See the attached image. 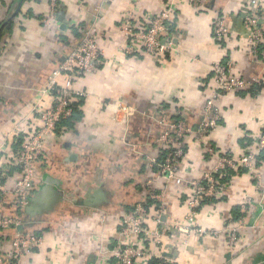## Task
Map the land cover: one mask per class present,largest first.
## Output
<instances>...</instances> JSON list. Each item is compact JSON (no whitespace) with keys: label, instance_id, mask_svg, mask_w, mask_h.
<instances>
[{"label":"crops","instance_id":"obj_1","mask_svg":"<svg viewBox=\"0 0 264 264\" xmlns=\"http://www.w3.org/2000/svg\"><path fill=\"white\" fill-rule=\"evenodd\" d=\"M54 1V19L44 23ZM196 1L197 7L188 0H0V151L31 125L39 126L34 111L51 106V81H65L64 75L53 73L84 31L94 32L100 54L97 68L72 85L86 94L83 118L73 129L63 128L42 140L35 162L41 177L33 190L35 201L22 211L12 204L5 209L6 215L21 220L23 231L43 240L40 249L12 264H105L106 251L125 246L118 222L144 201L147 182L162 194L161 221L167 228L161 244L150 246L152 258L174 264L264 262V163L253 175L233 177L225 200L201 208L198 224L215 236L172 229L187 214L190 183L216 163L217 157L208 155L211 144L217 155L239 158L256 150L264 128V31L261 49L252 56L243 24L251 5L246 0ZM169 6L174 9L170 21L175 33L169 34L172 46L163 59L125 56L123 16L130 12L142 23ZM219 18L229 30L224 45L213 35ZM225 58L241 79L262 81L261 90L254 97L221 95L214 103L219 114L215 129L204 139L195 133L185 137L179 182L163 178L151 169L165 129L162 106L183 110L185 126L196 130L214 91L212 66ZM246 136L252 142L243 147ZM10 152L11 148L0 152V172L6 167L9 172L3 184L9 193L19 177L9 164ZM246 203L250 205L240 216L238 239L229 247L227 221L233 220L235 207ZM147 226L161 227L151 218ZM11 233L0 240L4 256L11 251Z\"/></svg>","mask_w":264,"mask_h":264},{"label":"built area","instance_id":"obj_2","mask_svg":"<svg viewBox=\"0 0 264 264\" xmlns=\"http://www.w3.org/2000/svg\"><path fill=\"white\" fill-rule=\"evenodd\" d=\"M188 1L193 6H198L196 0ZM246 2L249 6L251 5L250 12L243 19V24L250 35L247 41V51L252 56H256L259 53L258 46L263 40L264 0H246ZM56 8L57 4L54 1L49 18L42 19L44 23L54 19ZM173 14L174 9L169 6L157 16H152L140 23L134 19L132 13L127 12L120 21V30L124 35L122 47L124 55L133 58L147 55L155 58V60L163 59L172 46L168 23L171 22ZM213 26L215 41L219 44L225 43L229 38V30L225 21L219 18ZM83 34L77 45L64 58L57 71L53 73L54 77L60 74L64 75L65 81L63 85H57L55 81H51L48 88L52 98L51 106L46 109L40 107L34 111L39 126H30V130L23 134L17 151L12 149L15 141L8 142L6 147L0 151L11 148L9 164L19 168V177L16 179L11 193L6 191L3 184H0V233L13 232L11 233V251L8 252L7 256H4L5 253L0 251V264H12L13 260L37 251L43 244L41 236L23 231L21 220L16 216L6 215L5 209L12 204L16 210L22 211L30 204L35 185L41 179L38 171H36L35 162L42 153V140L47 134L55 133L56 126L61 119L70 116L73 103L85 100L86 94L81 91H74L72 85L74 80L93 72L97 68L100 54L94 32L86 30ZM211 73L214 91L205 104L203 119L196 130L186 127L182 121H170L166 112L160 110L162 125L165 130L158 139V145L168 151L161 163H156L154 160L152 166L157 165L159 170L156 173L163 178L179 182L177 173L185 154V137L195 133L197 139H204L215 129L219 122V114L214 106L215 101L223 94L245 89L257 82H247L233 74L230 61L225 65L222 63L214 64ZM263 147L264 136H260L257 139L256 150L247 152L239 158L217 155L216 151L210 149L208 155L216 156V163L210 171L204 173L200 180L190 183V193L185 200L187 214L183 222L175 223L172 229L185 234L215 236L216 234L211 231L205 232L197 221V214L206 204L207 199L219 200L225 196V190L218 185V179L214 178L213 174L223 176V171L227 168L234 170L241 166L253 175L255 157ZM4 172H7V167L2 170V173ZM201 181L206 182V184H201ZM146 200H150L152 203L145 206ZM161 202L162 194L159 191H154L151 183L147 182L144 201L124 213L118 222L120 234L127 241L125 246L121 245L118 249L106 251L110 253H104L109 254L108 262L105 264H147L149 262V259L152 258V253L149 251L150 246L161 244V237L167 233V228L161 221L163 216ZM249 205L250 203H246L240 206V213L244 214ZM149 218L161 227L154 230L148 228L147 220ZM241 219L234 221L230 218L227 221L225 233L229 247H233L238 239L237 225ZM164 262L161 264H174ZM255 264H264V262Z\"/></svg>","mask_w":264,"mask_h":264},{"label":"trees","instance_id":"obj_3","mask_svg":"<svg viewBox=\"0 0 264 264\" xmlns=\"http://www.w3.org/2000/svg\"><path fill=\"white\" fill-rule=\"evenodd\" d=\"M168 32H169V34H174L175 33L174 22L168 23ZM81 36H83V35H81ZM220 44L224 45V42H221ZM260 49H261V45L258 46V50H260ZM227 62H228V59L225 58L220 63L225 65ZM211 75H212V73H211ZM262 86H263L262 81H257L256 83H252L251 85H249L247 88L237 90L234 93L236 95L240 96V97H245L246 95L254 97L261 90ZM83 104H84V101L83 100H79L78 102L73 103L71 105V114H70V116H68V117H66L64 119H61L58 122V124L56 126L55 133L59 134L62 131L63 128L67 129V130L74 128L75 124L77 122H79L83 118V112H82ZM162 109H165V110L168 111V113H167L168 116L167 117H168V119L170 121H175V122L176 121H182L186 125L183 110H181L179 108H173L171 110V109H169L168 105L162 106ZM163 130H165V129H163ZM21 136H19L15 140L14 144L12 145L13 151H17V149H18V147L20 145V141L23 138V134ZM261 136H264V128L261 129ZM244 141H245V143H244ZM244 141L241 142V143H243L242 144L243 147L249 145L252 142V139H250L248 136H246V137H244ZM211 146L213 147L214 151H217L216 148L213 146V144H211ZM167 151L168 150L164 149L163 147L158 146V157L156 159V163H161L162 162V160L164 159L165 154L167 153ZM184 151L186 153V146H184ZM245 154H247V153H245ZM222 156H226V157L232 158V156L230 154H226V155H222ZM206 157L208 158L207 155H206ZM263 163H264V147L260 149L259 153L255 157L254 168L257 169ZM151 169H152L153 172H157L159 170V168L157 167L156 164L153 165L151 167ZM12 170L18 171L19 168L15 167ZM244 173H248V170L246 168H244V167L238 166L234 170L227 168L226 170L223 171V176H218L219 174H213V177L218 179V185L220 187H222L223 190H225V192H226V190H227V188H228V186L230 184L231 179L233 177L240 176V175H242ZM7 174H9V172H6L4 174V176H3L2 173L0 172V184H4L5 183V181H6L5 178H6ZM201 184L205 185L206 182L201 181ZM221 200H225V196H223L219 200H217L215 198H209V199L206 200L205 203L206 204H208V203H216V202L221 201ZM144 203H145V206H147V205H150L152 202L150 200H146ZM128 210H131V209H128ZM232 215L234 216V217H232L234 221H236L237 219L240 218V216L242 215L240 213V206L235 207L232 210ZM5 233H9V232H5ZM5 233H0V240H3L5 238ZM162 262H163V260H161V259L152 258L149 262H147V264H161Z\"/></svg>","mask_w":264,"mask_h":264},{"label":"water","instance_id":"obj_4","mask_svg":"<svg viewBox=\"0 0 264 264\" xmlns=\"http://www.w3.org/2000/svg\"><path fill=\"white\" fill-rule=\"evenodd\" d=\"M34 201H35V199H34V198H31V200H30V204H29V205H31ZM163 256H164V255H163Z\"/></svg>","mask_w":264,"mask_h":264}]
</instances>
